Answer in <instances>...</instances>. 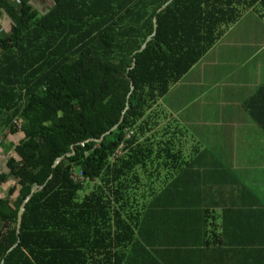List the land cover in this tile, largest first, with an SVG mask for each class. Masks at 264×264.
<instances>
[{"label":"trees","instance_id":"obj_1","mask_svg":"<svg viewBox=\"0 0 264 264\" xmlns=\"http://www.w3.org/2000/svg\"><path fill=\"white\" fill-rule=\"evenodd\" d=\"M49 1L38 9L41 0H0L11 20L0 33V147L18 136L0 167V188L9 184L0 264H143L150 251L140 240L156 234L153 211L175 182L166 171L179 169L172 136L158 128L160 101L264 0H173L163 9L170 0ZM153 19L155 34L136 52ZM253 102L242 107L255 121ZM33 185L41 188L31 193Z\"/></svg>","mask_w":264,"mask_h":264},{"label":"crops","instance_id":"obj_2","mask_svg":"<svg viewBox=\"0 0 264 264\" xmlns=\"http://www.w3.org/2000/svg\"><path fill=\"white\" fill-rule=\"evenodd\" d=\"M41 1L33 8L48 5ZM0 13L5 35L11 20ZM251 98L252 114L264 125V7L258 5L160 101L165 119L158 128L165 125L172 136L170 149L179 157L171 165L179 169L166 171L175 182L153 211L156 234L140 240L150 251L143 264H264V133L242 107Z\"/></svg>","mask_w":264,"mask_h":264},{"label":"water","instance_id":"obj_3","mask_svg":"<svg viewBox=\"0 0 264 264\" xmlns=\"http://www.w3.org/2000/svg\"><path fill=\"white\" fill-rule=\"evenodd\" d=\"M171 1H173V0H170V1L166 2V3L161 7V9L165 8V7H166ZM156 27H157L156 20L153 19V30H154L153 33H152L151 35H149V36L146 38V40H145V42L143 43V45H142V46L140 47V49H139L138 51H136V52H142V51L144 50L146 43L149 42L150 39H151V37L155 34V29H156ZM134 67H135V63H134V61H133V63H132V68H134ZM130 91H131V92L133 91V87H132V86L130 87ZM125 110H126V109H125ZM123 118H124V114H122V115L120 116V119H119L118 123L115 124V125H114V126L108 131V132L104 133L103 136L108 135L111 131L117 129L118 126H119V124L123 121ZM99 141H102V139H99ZM59 160H60V159L56 160V161L54 162V165L57 164V162H59ZM40 188H41V187H37L36 185H33V186L31 187V193L34 192V191H36V190H38V189H40ZM31 193H30V195L27 197V199L31 196ZM27 199H26V200H27ZM26 200L22 203V205L20 206V208H19V210H18V212H17V218H16V233H17V234L19 233V227H20V223H21V220H22V214H23V212H24V204H25ZM18 243H19V239H17L16 244H14V245L10 248V250H11L12 248H14Z\"/></svg>","mask_w":264,"mask_h":264},{"label":"rangeland","instance_id":"obj_4","mask_svg":"<svg viewBox=\"0 0 264 264\" xmlns=\"http://www.w3.org/2000/svg\"><path fill=\"white\" fill-rule=\"evenodd\" d=\"M15 2H17V0H15ZM50 5H51V2L48 0V5H46V6H50ZM7 133H8V129L7 128L5 129L0 125V139H1V136L5 135V134L7 135ZM14 137L8 136V137L4 138V141H2V144H1L2 146L0 147V167H2V168L4 167L6 160L9 158V154H8V152H6V150L8 148L7 147L8 143L17 141L18 136H17V138L15 137L16 140L14 139ZM3 145H4V147H3ZM8 187H9V184L3 185L0 188V192L4 193L8 189Z\"/></svg>","mask_w":264,"mask_h":264},{"label":"built area","instance_id":"obj_5","mask_svg":"<svg viewBox=\"0 0 264 264\" xmlns=\"http://www.w3.org/2000/svg\"><path fill=\"white\" fill-rule=\"evenodd\" d=\"M14 123L17 125V128L19 129L20 126H21V123L19 124V121H17V120H15ZM74 178H75V179H80V180H82L81 175L75 176Z\"/></svg>","mask_w":264,"mask_h":264}]
</instances>
